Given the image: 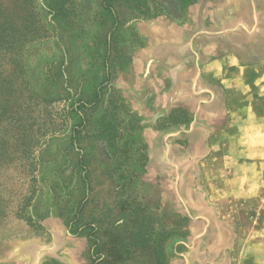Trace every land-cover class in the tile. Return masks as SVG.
<instances>
[{"label": "rangeland", "instance_id": "1", "mask_svg": "<svg viewBox=\"0 0 264 264\" xmlns=\"http://www.w3.org/2000/svg\"><path fill=\"white\" fill-rule=\"evenodd\" d=\"M31 5L0 0L12 38L31 19L40 34L0 51V264L264 260L246 250L264 161L262 186L233 193L250 175L235 149L264 139H239L257 132L234 126L244 95L200 72L264 57V0Z\"/></svg>", "mask_w": 264, "mask_h": 264}, {"label": "crops", "instance_id": "2", "mask_svg": "<svg viewBox=\"0 0 264 264\" xmlns=\"http://www.w3.org/2000/svg\"><path fill=\"white\" fill-rule=\"evenodd\" d=\"M240 57V58H238ZM262 69L263 71H259ZM201 74L203 76L209 77L213 80L220 82L222 88L229 96L230 94H242L244 109L246 113L237 119L234 126H242L243 124L256 125L254 127L257 132L251 131L248 135L246 133L242 134L240 132L239 139L253 141L255 139H264V117H256V112L251 111L256 105L255 100L258 96H264V57L259 58L252 63H247L242 60V56L237 54L233 50H229L225 54H222L210 62L206 63L201 67ZM246 102V104H245ZM237 107V106H236ZM247 147L242 149L236 148L234 154L250 157V160L245 161L246 170L249 171V179L244 183V185L236 184L233 188V193L236 196L239 191L244 190L245 196L252 195L256 192L263 184L262 177L260 173L262 167L260 163L264 161V145H256L253 142L248 143ZM262 161V162H261ZM261 221L264 220V214L260 218ZM249 232V247L246 250L249 252L261 251L264 249L261 241H264V228L262 226H252L248 229ZM254 263L264 264V260L257 254Z\"/></svg>", "mask_w": 264, "mask_h": 264}, {"label": "trees", "instance_id": "3", "mask_svg": "<svg viewBox=\"0 0 264 264\" xmlns=\"http://www.w3.org/2000/svg\"><path fill=\"white\" fill-rule=\"evenodd\" d=\"M24 3H27L31 7V12H32V5L31 2L32 0H21ZM1 9V6H0ZM1 11H0V51H6L8 50L9 47L13 46V42L9 41L11 37L10 29L5 27V20H1ZM16 34V32H12ZM40 34L38 33V29L36 26L33 25L32 19L28 20L27 23L24 25L23 30L19 32V35L17 38H12L15 39L16 42V47L14 49L19 50V53L21 49L23 48L24 44L28 41H32L36 38H39ZM6 44L9 47H7Z\"/></svg>", "mask_w": 264, "mask_h": 264}]
</instances>
